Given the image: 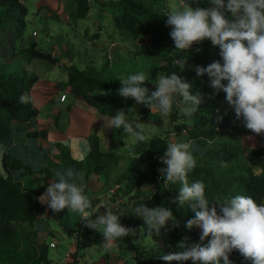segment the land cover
Returning a JSON list of instances; mask_svg holds the SVG:
<instances>
[{"label": "trees", "instance_id": "1", "mask_svg": "<svg viewBox=\"0 0 264 264\" xmlns=\"http://www.w3.org/2000/svg\"><path fill=\"white\" fill-rule=\"evenodd\" d=\"M26 1L28 0H0V142L14 134L16 124L34 126L38 118L39 109L34 106L31 91L39 76L29 69L30 62L41 59L57 64L61 60L54 57L52 51L40 48L36 41L24 43L28 30ZM75 1L76 8L71 16L85 17L90 9L89 0ZM197 3L205 8L209 6L208 0H198ZM102 4L113 9L112 20L116 30L133 37L148 38L143 50L162 59V63L152 69L148 76L150 81L145 82L146 86L158 80L160 74L176 71L192 84L193 93L199 92L204 97L200 109L192 117H185L176 109L170 121L163 123L159 116L152 115L157 120H152L151 115L138 118L133 116L137 103L133 98L119 95L121 80L113 77L114 69L108 60L103 66L96 62L88 63L85 67L65 65L68 80L59 83L60 88L71 89L74 99L85 101L101 115L113 116L123 110L130 120L168 125L166 135L157 134L149 138L143 149L134 148V155L129 157L126 166L114 181L110 179L113 186L117 187L114 193L116 198L113 199H124L128 204L123 213H120L119 207L116 209L118 211L111 209L121 214L122 224L135 230L134 235L122 239L120 243L123 250L133 253L132 261L127 264H167L159 257L169 252L181 251L178 244L185 241L186 237L189 238L186 243L197 242L201 231L198 228L189 230L185 226L186 221L194 216L187 205L178 208L172 204V199L181 187L179 182L171 184L166 181L156 191L151 190L146 195L141 193L142 189H151L157 182L159 169L163 166L159 157L170 143V133L175 132L180 142L188 143L192 140V150L195 153L201 150L200 161L188 174V182L203 181L206 196L210 200L244 195L253 197L258 203H264V134L260 137L261 145L250 146L238 127L229 121L217 119L222 115L217 114L216 109L226 94L222 91L216 94L207 74L198 76L195 67H207L216 58L221 59L219 47L213 46L210 40H204L197 42L195 50H176L170 37L171 28L167 25L166 13L170 11L166 8L167 0H110L103 1ZM138 52L139 50L136 51ZM181 58L188 60V64L184 71L179 72L181 70L174 61ZM21 96L27 97L25 102H21ZM47 135V129L29 133V136L34 137ZM90 143L91 152L82 160L74 159L70 151L61 144L56 145L61 161L59 164L76 165L88 176H109L110 171L120 164L122 155L126 154L115 153V141H110L108 149H104L100 137L96 135L90 136ZM56 166L58 163L50 160L46 168L36 172L8 153L0 158V264H54L48 254L50 243L46 239L36 241L33 229L37 222L34 212L40 207L37 197L51 183L50 178ZM15 171H22V176H29L28 181L16 178ZM125 201L122 205L126 204ZM139 203H145L149 207H172L179 226L168 232L162 230L160 235L149 234L143 219L131 215V209ZM103 209L104 207L99 208L94 216L103 214ZM48 213L56 214L50 208ZM22 224H27L31 231L24 233ZM139 233L144 237H151L154 243L151 246L144 245ZM35 245H40V250ZM72 256L73 259L67 264L78 263V252L72 253ZM230 259L234 264H251V261L245 260L235 250ZM172 263L178 264L176 261ZM185 264H191V261Z\"/></svg>", "mask_w": 264, "mask_h": 264}, {"label": "clouds", "instance_id": "2", "mask_svg": "<svg viewBox=\"0 0 264 264\" xmlns=\"http://www.w3.org/2000/svg\"><path fill=\"white\" fill-rule=\"evenodd\" d=\"M208 4L206 8L192 7L190 0H185L176 10L167 12L170 37L175 49L182 52L204 40L219 47L221 59L207 67L196 66L195 72L201 77L207 74L215 93L226 94L223 100L233 109L236 119L261 137L264 134V0H208ZM174 63L182 72L188 60L176 59ZM146 81L150 80L144 72L130 74L121 80L119 95L158 112L163 123H168L174 109L188 118L200 109L203 95L193 93L192 84L178 72L160 75L155 90H150ZM26 99L21 96V102ZM105 122L110 128L122 129L137 142L146 140L145 124L139 119H128L123 110ZM159 160L165 166L159 169L161 178L181 185L172 204L178 208L187 205L194 213L185 226L189 230H201L197 242L186 243L189 239L186 237L178 244L181 251L164 254L159 257L161 260L167 264L173 261L234 264L230 255L235 250L251 264H264V203L244 195L210 200L203 181L188 182V174L197 167V160L186 142L169 143ZM66 175L71 178L73 173L68 171ZM37 199L55 213L64 209L78 213L85 227L103 234L109 247L135 234L133 228L121 223V214L113 212L111 207L94 216L97 209L85 194V188L63 177L48 184ZM131 215L143 219L149 234L160 235L162 230L168 232L179 226L170 206L149 207L139 203L131 209Z\"/></svg>", "mask_w": 264, "mask_h": 264}, {"label": "crops", "instance_id": "3", "mask_svg": "<svg viewBox=\"0 0 264 264\" xmlns=\"http://www.w3.org/2000/svg\"><path fill=\"white\" fill-rule=\"evenodd\" d=\"M74 1L75 0L71 1V3H74L72 8H67L66 0H41L38 4V7L42 14H46L48 16L60 14L61 16L69 17L72 11L76 8V2ZM108 27L113 29V31L109 33V38L113 39L116 37L118 40L121 32L115 29L114 23L113 27ZM104 32L105 30L100 28L95 36H93L94 33L87 36L88 38L93 36L91 38H94L95 40L92 42L99 44ZM122 34L132 36L127 33ZM122 37H124V35ZM26 42L27 38L25 39L24 43ZM52 53L54 57L61 59L60 63L52 64L53 67H49L47 69L44 68L46 63H40V68L45 69L44 74H41V72L38 73V71H35L29 67L32 72H36L39 75V80L33 86L31 91L34 106L39 109L36 123L34 126H30L26 123L16 124L14 134L11 137L1 140L0 142V158L8 153L11 156L21 160L25 165L31 166L36 172L46 168L50 163V160L55 161L58 163V166L53 168V174L50 178L51 183L54 181V179L59 180L61 177L68 179L69 182L76 183L78 186H83L85 188V194L89 197L93 203V207L97 210L101 207H104V209L106 207H111L112 209L116 210L117 207L123 206V203L117 205L112 203V201H114L113 198H116L114 193L116 192L117 187L113 186L114 183H112L113 181H110V179L116 177L121 169L125 167V161L128 160L130 156L134 155V151L132 152V150L128 147L129 145H126V140L123 137L129 134H123L121 131L117 136L118 129L106 126L105 121L110 120L112 116L101 115L96 108L90 106L85 101L74 99L70 88H60L59 83L66 82L68 80V72H66L65 65H76V62L71 55H69V57H64L58 49H53ZM89 56L91 61L88 60V63L96 62L99 66H101L99 63V57L96 56V58H94V50H90ZM34 62L35 61H33L31 65H33ZM84 62L80 61L79 63L83 64ZM61 69L65 72H61ZM157 82L158 80L153 81L147 87H149L150 90H155V84ZM63 93H67L68 95L65 101H61V96ZM219 104L224 109L223 111H225L222 114V119L229 121L235 127H238L244 136H246V142L248 145H261V134H255L251 132V130H248L246 127H244L242 121L236 119L233 109L229 106L226 100H222ZM69 105L71 106L69 107ZM138 106V109L136 108V111H138L136 114L140 112L139 117L148 116L151 114L160 117L158 112H151V110L146 105L138 104ZM175 110L176 109H174V111ZM150 125L155 126V124H149L147 127L148 129L151 128ZM44 129L48 130L47 137L29 136V133L32 131H42ZM92 135L100 137L102 141V147L104 149H108L110 146V141H115L117 144L114 150L115 153L123 154L124 151L126 154L124 156L122 155L123 158L121 159L120 164L115 166L107 177L98 176L96 174L88 176L85 171L78 169L76 165L65 163L59 164L61 161L58 158V150L56 149V145L61 144L70 151L74 159L82 160L85 159L91 152L90 136ZM145 136L146 140L139 142L141 145L147 143L150 138V136H148L146 133ZM140 144V149H143V146L141 147ZM192 152H194V150ZM197 152L201 154V150H198ZM68 171L73 173L71 178L67 177L66 175ZM21 173L22 171H15L16 178H21L23 181L27 182L28 177L22 176ZM36 185L39 186L38 183ZM151 190L152 189L150 188H144L142 189L141 193L142 195H146V193L151 192ZM48 210L49 208L47 205L40 203V207H38L34 212L37 220L40 219L39 222H41L40 224L37 222V225L43 234L47 235V242L49 241V234L55 232V229H53L51 226V221L53 220L56 224L59 222L61 223L60 225L69 229L65 237H72V239H74L73 244L79 242L87 246L88 243L80 242L79 237H87L89 233H94L96 230L85 227L84 223L80 221L81 218L78 213L69 212L68 209H64L60 213L51 215L48 213ZM121 212L123 213L124 210H120V213ZM79 226L80 230L77 232L78 237H75L74 232ZM52 241L57 240H50L49 243ZM107 247L109 249L106 253V257H104L103 261L99 264H127L132 261L128 260L130 256L127 255L126 252H123L125 250H123L121 247L120 241L118 242V253L113 252V248L115 246ZM72 253L73 252H71V254ZM130 255L133 258V253Z\"/></svg>", "mask_w": 264, "mask_h": 264}, {"label": "rangeland", "instance_id": "4", "mask_svg": "<svg viewBox=\"0 0 264 264\" xmlns=\"http://www.w3.org/2000/svg\"><path fill=\"white\" fill-rule=\"evenodd\" d=\"M40 1L41 0L26 1V5L28 8V30L26 35V44H29V42L32 41H36L38 43V46L46 51H53V49H58L64 57H69V55H71L76 62L75 64L81 67H85L88 64V60L91 61L89 54L90 50L92 49L94 50L95 56L92 57H99L100 60H98L99 63L102 64V66L108 60L111 68L114 69L112 70V73L114 75L113 77L120 80L127 79L130 74H135L138 72H144L148 77L152 69L162 63V59L159 56H153L151 53L149 54L143 50V46L147 44L148 38H137L127 36L122 33L121 35H119L118 40L116 37H114L113 39L109 38V33L113 31L111 27H108H113V9L107 8L104 4H102V2L110 0H89L90 9L85 17H80L79 15L77 17H73L71 16V14L69 17L61 16L60 14H57L58 17L56 15L48 16L46 14H42L38 7ZM71 1L72 0H66L67 8H72L74 6V3H71ZM183 2H185V0H167L166 8H168L170 11L176 10L180 5L183 4ZM197 2H192V0H190V5L192 7H201ZM100 28H102V30H105L103 37L100 40L101 42L99 44L93 43L92 41L95 39L88 38L87 34L91 35L93 33H96ZM34 31L38 32L37 36L33 35ZM123 35L124 37H122ZM137 50H139L138 53H136ZM216 56L218 57V55ZM217 60L220 59L216 58V61ZM33 61L35 62L33 63V65H31ZM80 61L85 62L83 64H80ZM40 63H46V66L44 67L45 69L53 67L52 64L50 66L49 62L41 59L32 60L30 62L31 66L29 65V67L34 69L35 71H38V73L41 72V74H44L45 69L40 68ZM115 66L117 67V69H115ZM60 71L65 72L62 69ZM37 76L39 75L37 74ZM139 106L137 104L133 110V116L136 118L140 116V112L136 114V112H138L136 111V108L138 109ZM152 115L153 114H151L150 117L152 120L158 119L157 117L154 118V116ZM148 125L149 124H145V133L151 138L153 136H156L157 134L166 135L167 130L169 129L168 125L165 124L163 126L156 124L155 126L150 125V129L147 128ZM121 131L123 132L122 129H118L117 136ZM123 137L126 140V145H129L128 147L131 150H134V148L136 147L137 149H140V143L137 142L134 137L130 135H125ZM140 146L142 147L143 145L140 144ZM193 155L195 156L197 162H199L201 154L193 152ZM127 163L128 160L125 161V164ZM27 177L29 179V176ZM114 201H112V203ZM126 202L127 201H125V203ZM127 206V203L121 207L119 206L118 210L120 209L125 211V209L128 208ZM103 211H105V209H103ZM39 220L40 219H38L37 222L40 224L41 222H39ZM37 222L35 229H33L35 232L34 239H36V241H40L42 239H46L47 235L43 234V232L37 225ZM57 223L58 224H56L53 220L51 221V226L53 227V229H55V232L49 234L48 238L49 241L53 239H56L58 241V245L55 248L49 247L48 249L49 257L54 262V264H67L68 261H71L73 259L71 252H78L79 261L77 264H99L103 261L109 248L107 247V243L106 241H104V237L101 232L96 230L94 231V233H89L87 237H79L80 242L88 243L87 246H82L79 245V242L73 244L74 239H72V237L66 238L65 236L68 233L69 229L60 225L61 223ZM21 229L26 234L31 231L30 227L27 224H22ZM79 230L80 226L77 227L76 231L74 232L75 237H78L77 232ZM139 237H141V242L146 246H151L154 243L151 237H144L142 233H139ZM118 242L114 245L115 247L113 248V252L115 253H118ZM35 246L39 249L40 245ZM123 252H126L127 255L130 256L128 260L131 261V253L126 250Z\"/></svg>", "mask_w": 264, "mask_h": 264}, {"label": "built area", "instance_id": "5", "mask_svg": "<svg viewBox=\"0 0 264 264\" xmlns=\"http://www.w3.org/2000/svg\"><path fill=\"white\" fill-rule=\"evenodd\" d=\"M183 3H184V2H183ZM33 34H34V36H37V35H38V32L35 31ZM195 49H197V43H194L193 46H192V48H191V50H195ZM66 99H67V94H66V93L62 94V96H61V101H65ZM222 110H224V109H223L222 107L219 106V107H217V109H216V113H217V114H221V113H222ZM169 139H170V143H171V142H180V139L178 138V136L176 135L175 132L170 133V137H169ZM188 144L190 145V151L192 152L193 141L190 140V141L188 142ZM159 161H160V160H159ZM162 167H165V166L163 165ZM163 182H166V181L163 180V179L161 178V173L159 172L158 175H157V182H156L155 184H153L152 187H151L152 191H156L157 187H158L161 183H163ZM123 202H124V201H123L122 199H116L113 203H115V204L117 205V204H121V203H123ZM57 245H58L57 241H52V242L50 243L51 248H55Z\"/></svg>", "mask_w": 264, "mask_h": 264}]
</instances>
